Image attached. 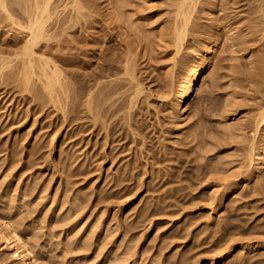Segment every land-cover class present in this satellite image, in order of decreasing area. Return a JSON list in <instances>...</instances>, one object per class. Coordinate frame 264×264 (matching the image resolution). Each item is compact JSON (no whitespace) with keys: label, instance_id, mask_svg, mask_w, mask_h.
Instances as JSON below:
<instances>
[{"label":"rangeland","instance_id":"1","mask_svg":"<svg viewBox=\"0 0 264 264\" xmlns=\"http://www.w3.org/2000/svg\"><path fill=\"white\" fill-rule=\"evenodd\" d=\"M6 2L0 225L21 235L32 261L264 264V167L249 157L254 143L264 155V122L254 132L264 112V0H195L180 48L188 1L94 0L63 28L59 21L77 18L72 0H53L27 89L18 56L28 32L14 22L34 2ZM204 61L206 74L177 110L190 68ZM46 62L59 70L52 91ZM90 98L104 107L88 111ZM227 246L233 256L217 262ZM5 247L0 235V264H22Z\"/></svg>","mask_w":264,"mask_h":264},{"label":"bare ground","instance_id":"2","mask_svg":"<svg viewBox=\"0 0 264 264\" xmlns=\"http://www.w3.org/2000/svg\"><path fill=\"white\" fill-rule=\"evenodd\" d=\"M52 1L53 0H33V2H34L33 8H32L33 10L29 11L30 8L27 10L29 12L26 14L27 15L26 19L24 21L23 20H20V21L16 20L14 22V25H16L20 29L28 32V33L26 32L28 39L25 42V47H24V49L22 48L23 51L20 54V56H18L21 58V62H22V65H21L22 69H20V70H22V73H23L22 75H23V82L25 85V89L28 88L31 76H33V67L34 66L32 67V63L34 62L33 61L34 59L32 58V56L35 53L34 48L37 47L43 40H45L46 37L49 38V36H50V35H48V36L46 35V34H48L47 29H46L48 27H46L47 26L46 24H48V22H50L52 20V17L54 15L50 11V5H51ZM93 1L94 0H72V9H73V12L77 15V18H71V17H69V19L66 18L67 20H69L67 22H65L66 20L65 21L64 20L59 21L60 23L62 22V24H60V26L63 27V25L65 23H66V25L68 23L78 24V16L80 15L81 11L85 9L86 4L92 3ZM187 1H188V3H187ZM7 3H11V2H6V0H0V8L2 9V11H6ZM185 3H187V4L182 3V6L180 7V11H179L180 12L179 15L182 18V20H181L182 24L180 23L181 27L179 25V27H178L179 29H176V30H178V32L176 31V33H177V47L178 48L183 46V43L185 41L187 27H188L189 21L191 20L190 18H191V13L193 11L194 4H195V0H185ZM15 4H17V2H15L14 5ZM188 4H189L190 8L192 6L191 12H189V9L187 6ZM185 5L187 6L188 11L186 10ZM19 7H20V5H19ZM22 7H24V6L22 5L21 8ZM30 7H32V6H30ZM66 7H68V6L66 5L64 7L65 10H66ZM8 15H9V12H8ZM11 21H14V20L11 18ZM71 26H73V25L71 24ZM51 38H52V36H51ZM220 46H221V43H220V39H219L216 42H214L212 48L210 49L208 56H212L215 53H217ZM195 57L197 60H201L202 57H204V56L202 54H197V55H195ZM209 60L210 59H208L207 61H209ZM208 67H209L208 62L204 61V63H202L198 68H196V69H194V68L192 69V67L190 68L191 70L189 71V74H187V76H188L187 81H186L187 83L184 84L185 88L182 89V91H180L179 95H178L179 100L175 106L177 110L182 111L183 109L186 108L188 102L191 99L190 95H191L192 91L195 90L196 87L199 86V83H200V81H202V77H204V75L206 74ZM48 69L51 70L50 68H48V63L46 62L44 64V67L42 68V72H43L42 76L48 81L47 84L44 83L45 89H49V91L50 90L52 91L53 86H54V85L52 86V82L54 80H56V81L58 80L59 70H57V68H55L51 71V73H49ZM93 98H94V96H93ZM92 101L93 100L91 98L88 101V109H89L88 111H91L93 108H96V107L99 109L101 108V106L99 107V105H102V103L101 104L97 103L98 105L95 104L96 105V107H95L93 105ZM103 104H105V103H103ZM92 105L94 106L93 108H92ZM102 107H104V106L102 105ZM96 112H97V109H96ZM260 115H261V117H260L261 119L259 118L260 122H258V124L256 125V130H254V132H256V134L258 133L260 125H262V123L264 122V112H263V114L261 113ZM252 137H253V140L257 141L256 135L252 136ZM254 144L253 145L251 144V147L249 148L250 154L248 153L250 156L249 155L248 156L251 158L256 157V159L258 160L256 169L260 170L264 167V155L260 154V152H257L255 150L256 148H254ZM255 146H257V145H255ZM263 150H264V143H263ZM262 152L264 153V151H262ZM248 160L251 164L252 159L249 158ZM229 182L228 183L223 182V183H226L224 188L227 190H226V192H224V196H223V199L221 201L220 207L223 206V204H224L223 202L226 198H228V197H230L236 193V191L238 190V187L240 186L241 180H236L235 182L232 181L233 183H231V181H229ZM0 235H1V238L4 240V242L6 243V247H5L6 250H9V251L14 250L15 253H14L13 258L15 260H19V262H21L22 264H43V263H36L35 261H32V259L30 257L31 251L28 248V246L26 245V243L23 240V238L21 237V235L17 231L10 229V227H8L7 224L3 223L0 225ZM230 247L231 246H229V247L227 246V248H225V250H224L225 252H223L222 254H218L216 256L215 260L217 262L221 263L223 260L232 257L233 251H232V248H230Z\"/></svg>","mask_w":264,"mask_h":264}]
</instances>
